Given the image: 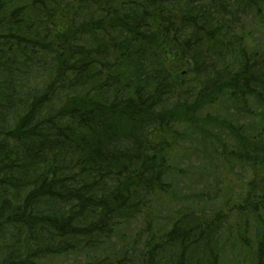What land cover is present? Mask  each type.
<instances>
[{
	"label": "trees",
	"instance_id": "16d2710c",
	"mask_svg": "<svg viewBox=\"0 0 264 264\" xmlns=\"http://www.w3.org/2000/svg\"><path fill=\"white\" fill-rule=\"evenodd\" d=\"M234 230L264 264V0H0V264H226Z\"/></svg>",
	"mask_w": 264,
	"mask_h": 264
},
{
	"label": "rangeland",
	"instance_id": "374dc122",
	"mask_svg": "<svg viewBox=\"0 0 264 264\" xmlns=\"http://www.w3.org/2000/svg\"><path fill=\"white\" fill-rule=\"evenodd\" d=\"M179 161H180V166L183 169H187V171L183 175H181V176L187 181L189 187L192 188L191 190H193L194 188H197V187H199V188L204 187L203 188V192L209 193V191L211 190V188L208 187L207 186V183H206L207 175L201 176L202 175L201 174V175H197L195 177L192 176V178H191V175L190 174L192 173V171L189 168V165L186 164V161L184 159H179ZM255 174H253L252 176L256 178L257 175H255ZM234 175H238V174H234ZM249 175H251V173H249ZM196 177H197V179L194 180V178H196ZM243 178H245V177L243 176ZM183 180H182V182H183ZM236 181H237V179L234 178L233 184H231V190H232V192H231V198L232 199L236 196V192H239V188H240V184H235ZM245 181H246V178L244 179V182ZM182 182L179 185V188L177 186H174L173 190H175V191H181V190L183 191V190H185L188 187V185H183ZM200 186H202V187H200ZM188 190H189V188H188ZM182 195H183V193H182ZM251 212H252V210H251ZM251 215H253V217L255 218V215L254 214H250L249 215L250 218H251ZM259 217H260V215H259ZM242 219H243V217H239V222ZM233 224H234V222H233ZM232 232H231V240H230L231 241V244H229L226 247V250L224 252V254H226V255H224L225 257L223 259H224V261H225L226 264H241L240 263V261H241L240 259L243 258V259L248 260L249 259V256H250V253L249 252L248 253H245V251H247V250H246V246H244V245H247V244L244 242V240L242 241L243 243L242 242L239 243V241H238V232L236 230H234ZM247 247H248V245H247ZM75 253L76 252H72V253L70 252V253H65L63 255H60V256H54L52 258V260H53L52 261L53 262L52 264H70V263H72L73 261H75L78 258V256Z\"/></svg>",
	"mask_w": 264,
	"mask_h": 264
}]
</instances>
